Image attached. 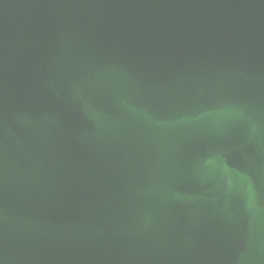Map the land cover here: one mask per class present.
I'll return each mask as SVG.
<instances>
[{"label": "water", "instance_id": "1", "mask_svg": "<svg viewBox=\"0 0 264 264\" xmlns=\"http://www.w3.org/2000/svg\"><path fill=\"white\" fill-rule=\"evenodd\" d=\"M0 264H264V0H0Z\"/></svg>", "mask_w": 264, "mask_h": 264}]
</instances>
